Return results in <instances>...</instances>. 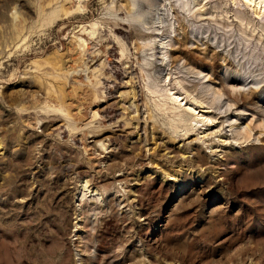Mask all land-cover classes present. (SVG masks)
<instances>
[{"label": "rangeland", "instance_id": "rangeland-1", "mask_svg": "<svg viewBox=\"0 0 264 264\" xmlns=\"http://www.w3.org/2000/svg\"><path fill=\"white\" fill-rule=\"evenodd\" d=\"M257 1L0 0V264H264Z\"/></svg>", "mask_w": 264, "mask_h": 264}, {"label": "bare ground", "instance_id": "bare-ground-1", "mask_svg": "<svg viewBox=\"0 0 264 264\" xmlns=\"http://www.w3.org/2000/svg\"><path fill=\"white\" fill-rule=\"evenodd\" d=\"M257 7H259L260 8V10L262 9V8H264V1L263 0H259V1H257ZM264 9H262V11H263ZM117 29L118 30H121L122 28L121 27H117ZM142 34V33H141ZM161 49V48H160ZM140 50V49H139ZM112 51V50H111ZM174 51H177V52H180V53H182V52H184V53H186V55L187 56H189V57H192V53L190 52V51H188L187 49H186V47H180V48H178V49H174ZM100 55H98V54H96V55H92L91 57H92V59L91 60H93L94 58L96 59V58H98ZM110 56H111V54H110ZM159 58V57H158ZM94 59V60H95ZM194 60V59H193ZM153 64H152V69H154L156 72H158V73H162L163 72V69H165V66H164V64L162 63V62H159L157 59L154 61V62H152ZM150 67H151V65H150ZM244 81V80H243ZM176 87V86H175ZM209 89V88H208ZM57 90V89H56ZM172 90V89H171ZM62 91V92H61ZM59 93V98H60V100L61 99H64V97H65V95H64V93H63V90H61ZM153 94L155 93V92H153V91H151ZM178 92H172L171 93V95L173 96V99L176 101V102H178L179 103V105H181V101H182V99L183 98H181L180 97V94H178V95H176ZM180 100V101H179ZM61 102V101H60ZM232 105V103H230V104H228L227 105V108L226 109H229L230 108V106ZM180 107V106H179ZM61 109V108H60ZM68 110V109H67ZM196 110V109H195ZM232 110V109H231ZM207 112L208 111V109H204L203 111H202V113H201V111L199 110V111H195V115L197 116V118L196 119H193L192 120V125L194 126V127H196L197 125H199V124H201V125H205V126H209V124H212L211 122H212V118L209 116V114L207 115V114H203L204 112ZM228 111V110H227ZM201 114H200V113ZM212 112V111H211ZM178 115H180V113H177ZM176 114V115H177ZM69 115H70V112H69ZM151 117V116H150ZM239 124H235V123H231L230 122V127H236V126H238ZM210 127V126H209ZM207 129L208 128H203V132H206L207 131ZM211 129V128H210ZM206 135L208 134V133H205ZM95 135V134H94ZM180 136H182V135H180ZM198 138V137H197ZM174 139V138H173ZM196 139V138H195ZM234 139H236V138H234ZM170 140V139H169ZM229 140V137L227 136L223 141H228ZM192 143V142H191ZM164 144V143H163ZM194 145L195 144H192V145H190L189 147H191V148H193L194 147ZM186 146V145H185ZM185 146H184V148H185ZM172 147V146H171ZM183 147V146H182ZM181 147V148H182ZM209 147L213 150L214 148V145L211 143V145H209ZM166 148V147H165ZM194 150V149H193Z\"/></svg>", "mask_w": 264, "mask_h": 264}]
</instances>
